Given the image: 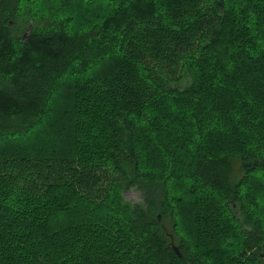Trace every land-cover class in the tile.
<instances>
[{"label":"trees","instance_id":"obj_1","mask_svg":"<svg viewBox=\"0 0 264 264\" xmlns=\"http://www.w3.org/2000/svg\"><path fill=\"white\" fill-rule=\"evenodd\" d=\"M0 264H264V0H0Z\"/></svg>","mask_w":264,"mask_h":264},{"label":"rangeland","instance_id":"obj_2","mask_svg":"<svg viewBox=\"0 0 264 264\" xmlns=\"http://www.w3.org/2000/svg\"><path fill=\"white\" fill-rule=\"evenodd\" d=\"M243 175V170L241 169V161L240 160H234L233 161V179L235 181H238ZM124 196L127 200L132 202H137L140 200V194L134 189H130L128 191H125Z\"/></svg>","mask_w":264,"mask_h":264},{"label":"water","instance_id":"obj_3","mask_svg":"<svg viewBox=\"0 0 264 264\" xmlns=\"http://www.w3.org/2000/svg\"><path fill=\"white\" fill-rule=\"evenodd\" d=\"M27 34H28V33L26 32V33H25V35H24V38H25V36H27ZM176 250L178 251V249H177V248H176Z\"/></svg>","mask_w":264,"mask_h":264}]
</instances>
